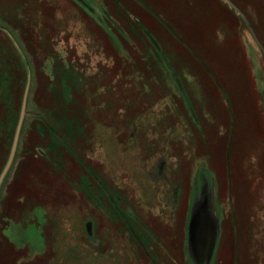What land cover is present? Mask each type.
<instances>
[{
	"label": "rangeland",
	"instance_id": "obj_1",
	"mask_svg": "<svg viewBox=\"0 0 264 264\" xmlns=\"http://www.w3.org/2000/svg\"><path fill=\"white\" fill-rule=\"evenodd\" d=\"M141 1L0 0V264H264V0Z\"/></svg>",
	"mask_w": 264,
	"mask_h": 264
},
{
	"label": "crops",
	"instance_id": "obj_2",
	"mask_svg": "<svg viewBox=\"0 0 264 264\" xmlns=\"http://www.w3.org/2000/svg\"><path fill=\"white\" fill-rule=\"evenodd\" d=\"M232 3L238 8L233 0ZM244 13V12H243ZM209 179L199 176L196 179L195 191L191 200L192 229L189 237L188 259L191 264H212L215 260L220 220L211 200Z\"/></svg>",
	"mask_w": 264,
	"mask_h": 264
},
{
	"label": "water",
	"instance_id": "obj_3",
	"mask_svg": "<svg viewBox=\"0 0 264 264\" xmlns=\"http://www.w3.org/2000/svg\"><path fill=\"white\" fill-rule=\"evenodd\" d=\"M140 5H142L146 10H148L152 15L158 17L145 3H143L141 0H136ZM230 1V8L233 9L238 15H240L245 21L246 20V17L245 15L241 12L240 9H238L233 3L231 0ZM1 28V27H0ZM3 29L4 31H6V29L4 28H1ZM7 32V31H6ZM8 33V32H7ZM12 37V36H11ZM13 41L15 42L14 38L12 37ZM259 43V42H258ZM15 44L17 45V43L15 42ZM260 45V44H259ZM18 46V45H17ZM23 58L25 59V57L23 56ZM25 63H26V66L28 68V75H29V81H28V87H27V91H26V95H25V98L27 99V96H28V92H29V88H30V71H29V67H28V63L25 59ZM26 99L24 101V107H25V103H26ZM23 120H24V111L22 112V115H21V118H20V121H19V125H18V129H17V134H16V137H15V142H14V147H13V151H12V155H11V158H10V161L5 169V173L8 171L9 167L11 166V163L14 159V156H15V153H16V149H17V144H18V140H19V136H20V132H21V128H22V124H23ZM4 173V174H5ZM1 183V182H0Z\"/></svg>",
	"mask_w": 264,
	"mask_h": 264
},
{
	"label": "flooded vegetation",
	"instance_id": "obj_4",
	"mask_svg": "<svg viewBox=\"0 0 264 264\" xmlns=\"http://www.w3.org/2000/svg\"><path fill=\"white\" fill-rule=\"evenodd\" d=\"M182 3H183V10H184V4H186V7H185L186 11H189L191 9L196 10L194 4L192 3V0H183ZM183 17H185V16H183Z\"/></svg>",
	"mask_w": 264,
	"mask_h": 264
},
{
	"label": "trees",
	"instance_id": "obj_5",
	"mask_svg": "<svg viewBox=\"0 0 264 264\" xmlns=\"http://www.w3.org/2000/svg\"><path fill=\"white\" fill-rule=\"evenodd\" d=\"M233 1L238 7H240L242 9L241 4H243L245 0H233ZM171 73H173L172 70H171Z\"/></svg>",
	"mask_w": 264,
	"mask_h": 264
}]
</instances>
